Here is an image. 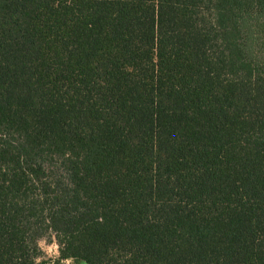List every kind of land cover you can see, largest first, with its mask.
Instances as JSON below:
<instances>
[{"label": "trees", "instance_id": "1", "mask_svg": "<svg viewBox=\"0 0 264 264\" xmlns=\"http://www.w3.org/2000/svg\"><path fill=\"white\" fill-rule=\"evenodd\" d=\"M0 264H264V0H0Z\"/></svg>", "mask_w": 264, "mask_h": 264}, {"label": "rangeland", "instance_id": "2", "mask_svg": "<svg viewBox=\"0 0 264 264\" xmlns=\"http://www.w3.org/2000/svg\"><path fill=\"white\" fill-rule=\"evenodd\" d=\"M43 256L39 261H52L59 256V246L54 236L45 237L39 241Z\"/></svg>", "mask_w": 264, "mask_h": 264}]
</instances>
